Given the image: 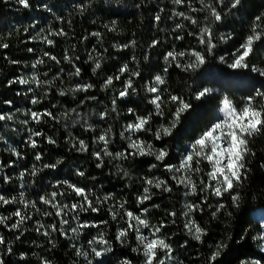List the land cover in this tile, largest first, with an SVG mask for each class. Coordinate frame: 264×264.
<instances>
[{"label": "trees", "instance_id": "1", "mask_svg": "<svg viewBox=\"0 0 264 264\" xmlns=\"http://www.w3.org/2000/svg\"><path fill=\"white\" fill-rule=\"evenodd\" d=\"M205 2L212 4L217 11H221L223 16L221 22H216L207 9L193 12L187 2L183 6H188L185 10L181 6L174 5L171 0H30L28 8L18 4L16 0H0V43L9 45L7 49L0 48V112L13 115L12 120L0 122V162L4 165L9 161L15 162L14 167L0 169V194L19 199V193L23 191L28 200L38 201L40 195H47L57 190L52 187L57 180H68L78 186L90 188L97 195L111 193L113 199L105 205L101 213H81V219H107L109 224L103 228L107 238L112 239L118 224L111 220L106 209L120 201H127L125 207L137 213L141 207L136 204V196L142 191L140 178L155 176L167 179L173 190L168 193L152 189L153 198L145 203L144 207L152 209L149 216L155 225L161 221L166 223L167 226L161 230V234L173 249L174 264H205V257L210 247L216 240L225 236H231L239 243L232 246L230 251H225L221 257V264H239L241 259L264 258L259 239H254L260 234L262 225L260 215L264 214L259 213V219L255 217L259 211H264V167H261L264 165V135H259L251 141L250 147L255 155L247 157L251 171L244 180L242 188L237 189L241 196L239 208L232 207L227 195L222 200L209 196V204L212 207L202 205L204 211L193 214L197 222L208 231L203 244L192 240L183 228L184 218L179 215L185 200L182 188L170 179L171 174L162 167L149 171V163H155L153 158L140 157L114 161L111 157H105V167L97 169L96 161L91 156V151L98 149L93 143V137L98 136L97 125H102L103 132L109 126L112 128L113 135L109 150L121 151L126 146V141L119 136L122 125L135 119L128 113V109H135L137 115H146L149 111H154L153 106L147 103L149 94L145 91V86L152 82L156 74L162 75L165 79L161 87L165 90L162 91L165 98L169 93L181 95L194 106L190 113L186 114L187 118L182 121L174 136L168 138L170 148L168 162L174 164L179 162L180 154L199 132L215 121L219 101L223 96H228L237 106H241L245 97L254 95L257 90L264 92V77L251 71L252 65L264 69V41L255 45V51L248 61L250 65L248 69H231L227 63L219 60L220 56H225L230 62L231 53L249 34L252 18L264 12V0H242L238 9L231 10H229L230 0H224L223 5L218 4L216 0H205ZM43 3H47L52 8L51 13L39 7ZM78 4L85 5L82 13L75 7ZM191 7L200 9L202 6L198 0H191ZM160 9L163 11L161 12ZM173 10L184 11L196 19L197 24L193 25L181 18L184 27L174 31L173 21L177 18L172 16ZM156 14L161 17L159 23L154 22ZM57 17H61L62 20H58ZM113 20L117 21L114 32L104 27L105 24L111 26ZM34 23L36 27H32ZM203 27H210L212 30L213 43L216 44L212 55L205 52L204 46L198 40V34ZM41 28L45 29L41 36L47 35L49 30L56 31L60 28H63L67 35L49 36L55 44L48 46L37 37ZM95 31L101 32L102 36H91L90 34ZM189 32L196 35H189ZM229 34V39H220L221 36ZM177 35L182 36L183 39H176ZM31 37L37 38L33 40ZM153 40H158L159 44L150 47ZM131 41H135V44L132 45ZM124 44L130 46L119 47ZM29 48H33L34 52L29 53ZM173 48L178 51L204 52L206 62L189 71H182L175 67V64L168 67L163 56ZM65 50L81 68L79 76L71 75L74 69L71 64L63 60ZM44 51L55 55L61 63L57 64L43 57L45 63L33 69L32 63L37 58H41ZM90 54L94 58L92 61L88 60ZM76 56L80 59L75 60ZM190 59L193 58L185 56L181 62L186 63ZM13 60L19 63H11ZM96 60L101 63V68L94 73L92 69ZM124 64L128 65L129 72L119 81L114 80L113 85L108 88H102L105 79L119 74L118 70ZM165 67H168L166 73ZM61 68L64 69L63 72H59ZM136 70L140 72V76L131 77L136 91L130 90L128 97L119 99L118 93L123 90L126 80ZM58 72L59 77H57ZM33 73L40 80L50 83L41 87L18 83L8 86L9 80L21 76L30 79ZM77 84H92L93 87L87 92H68L69 88ZM27 87H33L35 91L28 95L16 94L18 91L25 92ZM203 88L213 91L202 100H195L193 93ZM60 91L68 94L61 96ZM32 96H36L40 102L32 105L30 103ZM114 98L117 99L115 112L112 111ZM5 100H11L12 105H6ZM257 103L264 104V99L258 97ZM174 107L166 102L163 105L165 115ZM28 109L50 110L59 117V122L45 117L40 124H36L31 121L30 116L24 114ZM71 109L76 111L72 112ZM65 111L69 113L67 117L62 115ZM102 111H107L108 116L97 123V116ZM24 120H29V123L24 124ZM85 120L93 125L94 131L85 130ZM159 120V117H153L151 122L153 128L158 126ZM30 128L44 132L45 137H53L57 145L47 144L45 137H34L38 141V147L31 148L25 143ZM76 138L83 139L89 144L88 153L70 150V143L66 141H74ZM141 138L159 146V142H156L150 133L141 134ZM12 148L20 151L23 158L18 159L12 155ZM38 152L42 153L41 161L35 160V154ZM58 159H62L63 163L56 169L42 168L43 164L55 163ZM33 165H36L38 170L35 176L30 174ZM117 165L127 171L129 176L123 177ZM77 168L85 171V176L76 175ZM25 170H27L25 176L20 179V172ZM5 174L12 177L8 183L3 181ZM193 178L199 182V176ZM21 184L24 185L23 188L20 187ZM58 191L70 192V189L62 187ZM202 198L203 195L199 194L192 202L200 203ZM58 199L63 202H73L71 196H59ZM218 200L226 207L213 218L211 212L215 210ZM16 207L23 206L14 204L0 207V214L8 215ZM38 207L44 209L46 206L38 204ZM173 210L178 213L175 224L171 223L173 218L167 215ZM229 212L232 213L231 216L228 215ZM14 220L15 218L9 223ZM35 220H40L46 225L58 222L55 217H44L37 213L33 216V220L28 221L24 226L26 231L19 240L15 239L16 233L0 226V234L5 236L13 249L11 254H4L5 264H39V257H47L52 264H73L74 261L76 264H87L82 257L75 256V250L70 245L76 243L87 249V241L96 234L97 229H84L81 235L71 240L61 236L59 232L45 237L34 230ZM120 223L122 224V221ZM240 234L244 235L243 240H240ZM50 240L52 243L49 242ZM186 240L187 244L184 243ZM130 241V246L121 248L113 240L114 254H108L105 264H117L118 259L122 258V253L127 255L133 264H142L143 258L131 251V247L135 246L134 238L130 237ZM2 247L0 246V249ZM21 252L27 253L24 260L20 258Z\"/></svg>", "mask_w": 264, "mask_h": 264}, {"label": "snow or ice", "instance_id": "2", "mask_svg": "<svg viewBox=\"0 0 264 264\" xmlns=\"http://www.w3.org/2000/svg\"><path fill=\"white\" fill-rule=\"evenodd\" d=\"M16 2L25 8L30 7V0H16ZM174 5L183 7L187 2L189 9L193 12L203 11L207 9L212 18L216 22H221L223 19L221 11H217L216 7L212 4H208L205 0H198L201 4L200 9L191 7V0H171ZM220 5L224 4V0H216ZM242 0H230L229 10L238 9L241 5ZM48 12H52V8L47 3L39 5ZM75 7L82 13L85 9L84 4L75 5ZM139 7V5H136ZM162 12L163 9H160ZM172 16L183 20H188L191 24L196 25L197 20L187 15L184 11L173 10ZM58 20H62L61 17H57ZM161 17L159 14L154 15V22L159 23ZM207 19V16L205 17ZM117 21H111V26L105 24L104 27L109 31H116ZM32 27H36L34 23ZM182 23H176L174 31L183 28ZM27 31V29H25ZM45 29L41 28L37 33V37H40L42 43L48 46H53L55 41L50 39L49 36H66L67 32L63 28L52 31L49 30L47 35L41 36ZM189 35H196L195 33L189 32ZM94 37H101L102 33L99 31L92 32L90 34ZM37 37H31L35 40ZM230 38L228 36H221V40ZM87 39V37H84ZM176 39H183L182 36L177 35ZM198 40L201 45L204 46L205 52L208 55L213 54V50L216 48V44L213 43L212 30L210 27H203L200 29L198 34ZM264 41V12L256 15L252 18V23L249 26V34L246 35L244 41L231 53L230 62L225 59V56H220L219 60L223 63H227V66L231 69H248L249 58L255 51V45L257 42ZM134 45L135 41H131ZM159 44L158 40H153L150 47H155ZM129 44L120 45L119 47L127 48ZM9 45L7 43H0V48L7 49ZM29 53L34 52L33 48L28 49ZM185 56L191 57L189 62H181ZM43 57L60 64L61 61L48 51H44L41 58H37L31 65L33 69L37 68L38 65L45 63ZM79 56L75 57V60H79ZM94 58L90 54L88 57L89 61ZM133 59H135L133 57ZM147 59V57H145ZM164 62L168 67L175 64V67L180 68L182 71L194 70L199 65L206 62V55L204 52L196 50L178 51L175 48L167 51L163 56ZM63 60L72 65L74 72L71 75L79 76L81 74V68L77 66L73 60V57L68 55L67 50ZM13 64L19 63V61H11ZM168 67L164 68V72L168 71ZM101 68V63L96 60L92 71L95 73L97 69ZM61 68L59 72H63ZM119 74L115 76H108L102 88H108L113 85L114 80L119 81L122 76L129 72L127 64L122 65L119 68ZM251 71L258 73L264 77V69L258 68L255 65L251 66ZM59 72L57 77H59ZM47 75V73H45ZM132 76L139 77L140 72L138 70L131 73L129 78L126 80L123 90L118 93V98L123 99L130 95L131 92H135L136 89L133 86ZM20 85H35L41 87L48 81H42L38 76L33 73L30 79H26L23 76L16 77L15 79L8 81V86L13 84ZM165 83V79L162 75L156 74L150 84H146L145 91L149 94L147 103L152 105L154 111H149L146 115H137L135 109L129 108L128 113L135 117L134 120L122 125L119 136L122 140L126 141V146L121 151H110L109 143L112 138V128L109 126L104 132L98 136L93 137V143L101 144L102 147L91 151V156L95 159V167L101 169L105 167V157H111L114 161L128 160L130 158L136 159L140 157H151L155 163H149V171L162 167L166 172L171 174L170 179L175 181L177 186L184 188L183 196L186 198L183 203V210L179 213L185 218L183 228L190 238L197 243L203 244L204 237L208 235V231L205 227L201 226L194 217V213L204 211L202 205L209 204V196L219 198L222 200L227 195L231 200V205L234 208L240 206V192L238 188H242L244 180L248 178V173L251 171L248 167L247 157L255 155L250 147L251 141L259 136L264 135V104H258L257 98L264 99V92L256 91L254 95H249L244 98V102L241 106H237L231 98L223 96L219 101V114L220 118L211 122L205 127L199 134L192 140L183 153L180 154L178 163L168 162L170 159V148L168 145V138H172L176 133L183 120L187 118L186 114H189L193 109V104L189 102L184 96L175 95L169 93L167 98L162 95V90L159 86ZM92 84H77L73 88H69L68 92H87L92 88ZM35 89L33 87H27L25 92H17V95H28L33 93ZM213 90L209 88H203L202 90L193 93L195 100H202L204 97L211 94ZM68 92L60 91L59 95L65 96ZM39 99L36 96H32L30 103L35 105L39 103ZM174 105V109H169L167 115L163 110L165 103ZM6 105L11 106V100H5ZM117 99L112 100V111H116ZM16 111H20L16 109ZM75 112V109H71ZM25 115L30 116L32 122L40 124L43 118L47 117L53 121L59 122L57 117L50 110L34 111L28 109ZM68 111L62 113L63 116H68ZM79 115V114H78ZM108 116L107 111L99 113L101 120L106 119ZM159 117L158 126L152 127L153 117ZM13 119L11 113L0 112V122L10 121ZM24 124H28L29 120H24ZM84 127L86 131H94V127L84 121ZM29 136L25 143L33 149L38 147L37 139L34 137H45V133L39 130L29 129ZM151 134L156 142H159V146L152 143L151 141L141 138V134ZM46 143L49 145H57V141L51 137H45ZM70 143V150L75 149L78 153H88L90 151L89 144L85 140L76 138L74 141H66ZM12 155L18 159H22V153L16 148L11 149ZM42 153L35 154V160L41 161ZM63 160L58 159L55 163H46L42 165L43 169H56L58 165L62 164ZM206 163V168H202L201 165ZM15 162L9 161L7 165L0 162V169L3 167H14ZM264 167V165H261ZM119 172L122 173L123 177H128L129 173L123 170L117 165ZM36 165L32 166L31 175H37ZM27 170L21 171L19 174L20 179H23ZM76 175L83 177L85 171L76 169ZM200 176L199 182L195 180L194 176ZM206 178V179H205ZM11 176L5 174L3 181L5 183L10 182ZM142 191L136 196L137 206L144 205L153 198L152 189H158L163 192H172V187L167 179H161L153 176L141 177ZM21 188L24 185H20ZM52 187L57 190L51 191L47 195H40L39 200H28L25 197V193L20 191L19 199L17 197H6L0 194V207L19 204L23 207H16L8 215L0 214V226L6 228L9 232L16 233L15 239L19 240L23 235L28 221L33 220L35 214H40L44 217H55L58 222H54L46 225L40 220L34 221V230L42 234L45 237H49L51 233L59 232V234L66 239H73L82 234L84 229H97L95 235H92L91 239L87 241L88 248L85 249L83 245L78 246L76 243L70 245L75 250L74 254L76 257H82L87 264H105V258L108 254H114L113 240L116 244L120 245L121 248L130 246V237L134 238L135 246L131 247V251L136 253L138 256L143 258L142 264H168L169 261L174 259L173 249L165 239L160 238L158 235L163 228L167 225L164 221H161L157 225L150 224L147 219V213L149 212L148 207L140 209V213L128 210L125 205L127 201H120L113 204L111 207L106 209L107 214L111 217L112 221L117 222L118 226L115 230L114 237L112 239L107 238L103 226L109 224L107 219L99 220H86L81 219V213L88 214H99L104 210L105 205L113 199L111 193L97 195L92 189L78 186L77 184L71 183L68 180H57ZM66 187L70 189V192L58 191L60 188ZM203 195L200 203H194L187 199L189 196ZM59 196H71L73 202H63L58 199ZM217 202L215 210L211 212V216L215 218L221 210L225 209L226 205L221 202ZM38 204L46 206L44 209L38 207ZM153 207H159V205H152ZM32 209V211H29ZM52 209L53 211H49ZM168 216L172 217L171 223L175 224V217L178 213L173 210L167 213ZM232 215L231 212L228 213ZM15 218L14 222L9 223ZM122 221V224L120 223ZM147 229V233H145ZM244 239V235L240 234V240ZM254 239L264 241V224L261 225L260 234ZM52 243V241H49ZM187 244V240L184 241ZM239 241L235 240L231 236H225L220 240H216L208 251V255L205 257V264H221V257L226 250H231L232 246H235ZM0 264H5L3 259L4 254H11L13 249L9 242L6 240L3 234H0ZM261 251L264 252V245L261 246ZM27 253L21 252L20 258L24 260ZM262 259H241L239 264H262ZM39 264H52V261L47 257H39ZM73 264H76L74 261ZM117 264H133V261L122 253V258H119Z\"/></svg>", "mask_w": 264, "mask_h": 264}, {"label": "rangeland", "instance_id": "3", "mask_svg": "<svg viewBox=\"0 0 264 264\" xmlns=\"http://www.w3.org/2000/svg\"><path fill=\"white\" fill-rule=\"evenodd\" d=\"M183 8H184L185 10H187L188 6H185V7H183ZM173 17H174V16H173ZM173 22H174V25H175V24L178 23V22L181 23V22H182V19H181V18H180V19L177 18L176 21H173ZM159 87L161 88L162 85H160ZM218 109H219V107H218ZM218 109H217L216 119L220 118V114H219ZM95 114H96V112H95ZM97 118H98V120H97V123H98L99 120H101L100 117H99V114H98ZM216 119H215V120H216ZM97 128L99 129L97 135H99V134H101V133L103 132L102 125H100V124L97 125ZM95 147L99 149L100 147H102V145H101V144H95ZM186 148H187V147H186ZM184 151H185V150H184ZM201 167H202V168H206V163H205V164H202ZM197 176H199V175H197ZM199 179H200V176H199ZM205 179H206V178H205ZM180 187L182 188V190H183V192H184V191H185L184 188H183L182 186H180ZM183 192H182V194H183ZM183 197H184V196H183ZM193 197L195 198V196H189V197H187V199H188V200L190 199V201H192V200L194 199ZM213 198H216V197H213ZM184 199H186V198L184 197ZM216 199H218V198H216ZM184 201H185V200H184ZM184 201H183V203H184ZM146 203H148V202H146ZM144 205H145V204H144ZM144 205H140V206H141L140 209L143 208ZM140 209L137 211V214L140 213ZM151 211H152V209H149V212L147 213V219L150 221V224L155 225V223H153L151 217L149 216V213H150ZM259 213H264V211H263V210L259 211V212L255 215L256 219H259V216H258ZM183 218H184V217H183ZM260 219H261V224H264V214H261V215H260ZM184 220H185V218H184ZM144 231H145V233H147L148 230L145 229ZM158 235L160 236V238L165 239V238L162 236L161 232H160ZM165 241L168 243V241H167L166 239H165ZM259 243H260V249H261V246L264 245V241L259 240ZM168 264H174V259H173L172 261H169Z\"/></svg>", "mask_w": 264, "mask_h": 264}]
</instances>
